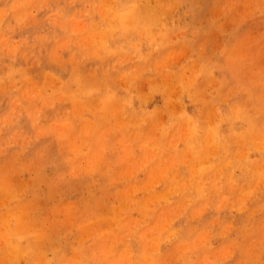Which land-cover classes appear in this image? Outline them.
<instances>
[{"label": "rangeland", "instance_id": "obj_1", "mask_svg": "<svg viewBox=\"0 0 264 264\" xmlns=\"http://www.w3.org/2000/svg\"><path fill=\"white\" fill-rule=\"evenodd\" d=\"M0 264H264V0H0Z\"/></svg>", "mask_w": 264, "mask_h": 264}]
</instances>
